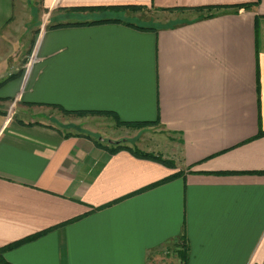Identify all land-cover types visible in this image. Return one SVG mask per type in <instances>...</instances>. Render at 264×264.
I'll list each match as a JSON object with an SVG mask.
<instances>
[{
  "label": "crops",
  "instance_id": "1",
  "mask_svg": "<svg viewBox=\"0 0 264 264\" xmlns=\"http://www.w3.org/2000/svg\"><path fill=\"white\" fill-rule=\"evenodd\" d=\"M17 3L0 0V247L22 242L0 259L180 264L166 250L181 240L184 264H264V0H40L64 23L127 5L165 20L48 27L29 72L11 76ZM27 105L151 122L174 165L111 153Z\"/></svg>",
  "mask_w": 264,
  "mask_h": 264
},
{
  "label": "rangeland",
  "instance_id": "2",
  "mask_svg": "<svg viewBox=\"0 0 264 264\" xmlns=\"http://www.w3.org/2000/svg\"><path fill=\"white\" fill-rule=\"evenodd\" d=\"M17 1V5L19 7L17 26H15L13 30H10V40L6 42V44L4 43L2 45L3 51L8 54L12 55L15 51L17 52L18 62L16 63L17 67H14L17 72L13 73L12 71L14 70H9L11 71V76H14V74L23 76L25 72H29L35 62V55L37 53L36 50L38 48L37 42L42 33L46 31L48 27H54L60 23H64L59 21V17L61 15L59 16L57 14V10L42 8L40 0ZM121 10L128 11H123L120 13L117 11H105L102 9L93 10L92 13H86L88 16L84 18V21L101 17H109L138 25L153 26L155 23L165 20L163 13L151 9L121 8ZM202 10L200 9V11ZM209 10L211 9H207L206 11ZM169 14L175 15V17L178 15L177 12H167L165 15ZM13 64L14 62H11L10 67H12ZM9 71L7 70V74ZM6 102L8 103L6 112L9 114H14L11 99H3L2 103ZM27 106L30 112L37 110H41V112L43 111L42 113L45 114V119L53 124H59L61 127L70 128L73 130L75 129L76 131L85 132L87 135H92L94 141L105 147L108 151L109 149L114 148H126L131 151L147 153L160 158H163L162 155L169 152V149L167 148V139L169 140V136H166V141H164L161 137L153 138L154 135L151 132L153 126L150 124L122 122L116 117L104 112L85 111L78 113L72 111H63L55 105L47 106L45 108L38 106L40 109H38V107H32L31 105ZM61 117H69L73 120H77L78 124L65 126L59 121V118ZM98 124H103V126H98ZM96 129H100L98 130L100 132H98ZM177 244L180 249L177 248V250L174 251V247L176 246L175 243H173L170 246V249L166 250L167 255L169 256L170 253L172 255L175 254L179 260V263L184 264V256L186 254L185 245L181 240L177 241ZM168 251L170 253H168Z\"/></svg>",
  "mask_w": 264,
  "mask_h": 264
},
{
  "label": "trees",
  "instance_id": "3",
  "mask_svg": "<svg viewBox=\"0 0 264 264\" xmlns=\"http://www.w3.org/2000/svg\"><path fill=\"white\" fill-rule=\"evenodd\" d=\"M249 4L248 3H244V4H240L239 7H247ZM100 7H79V8H74L73 10H75V12H79V11H83V10H89V11H93V10H97L99 9ZM123 8H128V9H141L142 7L140 6H133V5H127V6H123ZM212 8H215L214 6H203V7H197L196 9L197 10H200V9H212ZM108 21H119L115 18H109V17H101V18H96V19H92V20H86V21H79V20H76V21H72V22H65V23H60L54 27H58L60 25H75V24H94V23H102V22H108ZM127 25H132L134 26L135 28H138V29H154L153 27H146V26H143V25H138V24H135V23H130V22H126ZM57 106L58 108H60L61 110L63 111H72V112H78V113H81V112H85L87 110H66L64 109L63 107L59 106V105H55ZM93 112H97V111H93ZM136 123H142V124H150L151 122H136ZM118 149L120 148H114V149H109V151L111 153H114L116 152ZM126 149V148H124ZM135 155H137L138 157H144V158H149V159H153L155 161H158L166 166H169V167H173V161L172 160H168V159H163V158H160V157H156V156H153V155H149L147 153H139V152H135V151H132ZM177 175H182V173L179 171L177 173H172L171 175H169L168 177H166L165 179L162 180L165 181V180H168L172 177H175ZM31 237H28V238H25L23 240H28L30 239ZM22 241H19L17 243H13V244H10V245H6L4 247H0V252L7 249V248H10V247H13L15 245H17L18 243H20ZM185 257V256H184ZM0 263L1 264H8L4 261H2L0 259Z\"/></svg>",
  "mask_w": 264,
  "mask_h": 264
}]
</instances>
